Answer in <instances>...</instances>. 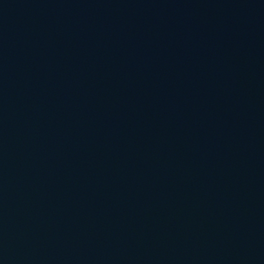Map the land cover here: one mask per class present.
Returning a JSON list of instances; mask_svg holds the SVG:
<instances>
[{
    "label": "water",
    "instance_id": "obj_1",
    "mask_svg": "<svg viewBox=\"0 0 264 264\" xmlns=\"http://www.w3.org/2000/svg\"><path fill=\"white\" fill-rule=\"evenodd\" d=\"M0 264H264V0H0Z\"/></svg>",
    "mask_w": 264,
    "mask_h": 264
}]
</instances>
